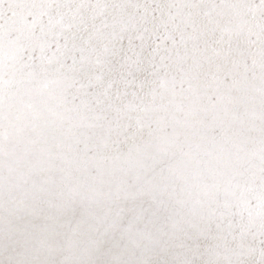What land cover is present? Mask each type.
<instances>
[{"label": "snow or ice", "instance_id": "1", "mask_svg": "<svg viewBox=\"0 0 264 264\" xmlns=\"http://www.w3.org/2000/svg\"><path fill=\"white\" fill-rule=\"evenodd\" d=\"M0 264H264V0H0Z\"/></svg>", "mask_w": 264, "mask_h": 264}]
</instances>
